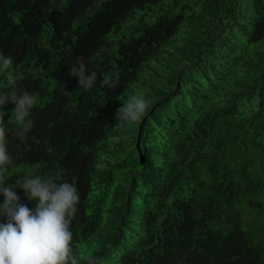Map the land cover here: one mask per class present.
<instances>
[{
  "label": "trees",
  "instance_id": "1",
  "mask_svg": "<svg viewBox=\"0 0 264 264\" xmlns=\"http://www.w3.org/2000/svg\"><path fill=\"white\" fill-rule=\"evenodd\" d=\"M0 54L37 96L22 137L4 107L5 183L63 169L78 264H264V0H0Z\"/></svg>",
  "mask_w": 264,
  "mask_h": 264
},
{
  "label": "clouds",
  "instance_id": "2",
  "mask_svg": "<svg viewBox=\"0 0 264 264\" xmlns=\"http://www.w3.org/2000/svg\"><path fill=\"white\" fill-rule=\"evenodd\" d=\"M13 58L0 54V74L8 73L7 90L0 91V124L6 115L4 107L11 103V118L18 125L17 135L24 136L33 128L28 119L37 104V96L28 92L17 93L12 85L16 77ZM115 68V66H114ZM35 75V71L33 72ZM68 75L77 78L78 87L89 90L97 81L96 71H87L83 59L78 57L68 69ZM105 85L115 87V79L103 77ZM147 101L133 94L116 111L117 121L138 122L146 112ZM13 163L7 149L5 128L0 126V264H78L71 242L72 219L78 211L80 194L74 183L62 179L63 169L54 173L30 174L7 184L6 169ZM59 181V182H58ZM22 189L28 201H35L34 208L21 203L15 189ZM98 257H88L87 264H98Z\"/></svg>",
  "mask_w": 264,
  "mask_h": 264
},
{
  "label": "rangeland",
  "instance_id": "3",
  "mask_svg": "<svg viewBox=\"0 0 264 264\" xmlns=\"http://www.w3.org/2000/svg\"><path fill=\"white\" fill-rule=\"evenodd\" d=\"M258 220H261V219L259 218ZM263 223H264V221H263ZM263 223H262V224H263ZM260 224H261V222H259V223L255 226V225H253L252 223H249L248 227H249L250 229H252V230H255L256 228L259 227ZM256 238H257L258 240H260L262 243H264V230L261 231V232H259V233L256 235Z\"/></svg>",
  "mask_w": 264,
  "mask_h": 264
}]
</instances>
